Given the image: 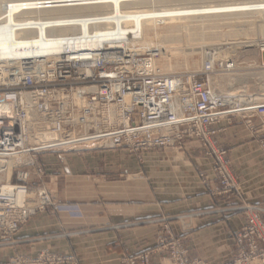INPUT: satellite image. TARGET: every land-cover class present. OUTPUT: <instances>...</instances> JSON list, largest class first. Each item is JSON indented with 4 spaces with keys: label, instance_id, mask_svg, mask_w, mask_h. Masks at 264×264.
I'll use <instances>...</instances> for the list:
<instances>
[{
    "label": "built area",
    "instance_id": "2783aa9c",
    "mask_svg": "<svg viewBox=\"0 0 264 264\" xmlns=\"http://www.w3.org/2000/svg\"><path fill=\"white\" fill-rule=\"evenodd\" d=\"M257 47L264 53V38ZM155 54L105 42L95 50L80 48L19 66L0 61L2 239H10L35 212L53 214L62 207L54 186L45 181L40 156L46 153L124 147L142 161L147 151L173 149L187 139L212 159L213 177L199 173L204 183L219 181L211 195L236 191L241 196L226 149L213 142L214 126L238 118L257 134L252 120L264 117V93L246 86L217 91L210 78L234 71L237 64L230 57L199 73L174 75L158 69ZM259 69L264 71V63ZM52 113L57 115V131L43 127ZM226 211L243 212L245 220L232 232L236 253L220 264H264V203L242 200ZM156 248L126 255L123 264H152V253L161 249L168 250V263L160 264H214L191 257L177 238L161 239ZM54 261L63 258L43 253L28 263Z\"/></svg>",
    "mask_w": 264,
    "mask_h": 264
},
{
    "label": "crops",
    "instance_id": "0c3cea01",
    "mask_svg": "<svg viewBox=\"0 0 264 264\" xmlns=\"http://www.w3.org/2000/svg\"><path fill=\"white\" fill-rule=\"evenodd\" d=\"M252 123L257 136L237 118L214 126V143L226 149L241 196L212 197L211 187L219 181L213 178L208 184L199 176L203 172L213 177L212 160L187 139L169 153L147 151L142 161L124 147L42 154L45 180L57 187L63 205L53 214L35 212L8 240L0 236V264H42L28 261L43 253L63 258L47 264H123L124 256L152 248L164 224L179 234L178 214L193 212H202L193 218L194 234L182 239L220 229L222 244L217 252L212 247V252L190 256L214 264L230 261L236 253L227 245L230 234L243 225L244 217L215 215L214 208L242 200L264 203V151L259 141L264 140V118H253ZM172 152L176 154L168 156ZM210 234L203 237L217 239ZM163 254H153L151 263L160 264Z\"/></svg>",
    "mask_w": 264,
    "mask_h": 264
},
{
    "label": "rangeland",
    "instance_id": "374dc122",
    "mask_svg": "<svg viewBox=\"0 0 264 264\" xmlns=\"http://www.w3.org/2000/svg\"><path fill=\"white\" fill-rule=\"evenodd\" d=\"M213 1L214 3L218 2V0ZM237 1L241 2L248 0ZM156 5H158L156 8H175L188 7L193 5V3L188 0H181L161 2ZM263 17L264 16L251 12L232 11L223 15H216L214 13L197 15L173 22L171 20H163L159 25L138 26L133 28V31L129 32L130 44L132 46L150 45L151 47H156L159 52L158 54L156 51L154 56L156 66L160 71L166 74H185L186 72L185 75H189L197 72L199 73L203 71L201 67L206 58L208 61L211 60L212 65H214L216 61H220L225 57H230L236 62V68L232 73L218 72L214 75L213 80L215 84L213 85L217 86L216 89L221 93H230L236 88L246 86L249 91L260 94L264 93V73H262L264 71L259 69V66L264 63V53L258 50L257 45L259 41L264 38ZM35 35V32L26 33L23 34L21 38H15L16 40L0 41V61L4 64H22L23 61L27 60V56H23V54L28 51ZM40 51L41 50L37 48L35 53L37 54ZM142 51H146V49L140 52ZM211 78L210 80L213 81ZM261 131L264 133L263 130ZM249 133L254 136L259 134ZM259 141L264 142L262 138H260ZM158 150H168V153L171 152L169 149ZM175 154L176 153L172 152L168 154V156H174ZM133 155L136 157L135 154ZM54 188L57 192V187L54 186ZM226 194L231 196L238 195L236 191H233L231 193L215 194L212 195V197ZM235 204L238 203H229L226 206L214 208V214H242L245 220L243 212L231 213L226 211L228 207ZM201 214L202 212L178 214L176 220L178 229H176V231H179V234L175 233L168 224H164L156 234V244L150 249H157L156 247L161 239L169 240L170 237H173L179 240L181 246L187 250L189 255L190 253L202 254L204 252H212V247H214L213 251L217 252L215 249L219 250L222 244L219 239L220 233L222 232L220 229H212L210 231L204 230L201 235H194L193 237L182 239L185 235L194 234L196 227L193 218ZM207 232L211 233L209 235L210 238L216 237L217 239L210 242L208 238H204L203 236H205ZM230 239L231 243L229 242L227 245L231 248H233V246L236 248L232 233L230 234ZM162 252H166L167 254L161 256L160 262L163 261L164 263H168L166 259L168 250H156L152 255Z\"/></svg>",
    "mask_w": 264,
    "mask_h": 264
},
{
    "label": "bare ground",
    "instance_id": "6f19581e",
    "mask_svg": "<svg viewBox=\"0 0 264 264\" xmlns=\"http://www.w3.org/2000/svg\"><path fill=\"white\" fill-rule=\"evenodd\" d=\"M172 1L181 0H0V41L16 40L23 34L35 32L28 51L23 54L27 60L62 57L64 53L80 48L95 50L105 42L124 44L134 51L146 49L155 53L158 49L150 45L132 46L129 32L138 26L159 25L163 20L173 22L210 13L223 15L242 11L264 16V0H218L217 3L213 0H188L193 5L156 8L158 3ZM36 47L41 50L37 54ZM209 65L212 62L206 58L201 68L205 70ZM47 118L50 123L43 127H51L55 131L57 115L52 113ZM4 175H10L9 166Z\"/></svg>",
    "mask_w": 264,
    "mask_h": 264
}]
</instances>
